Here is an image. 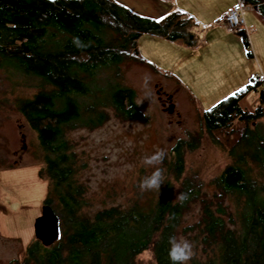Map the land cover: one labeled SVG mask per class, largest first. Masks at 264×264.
<instances>
[{
    "label": "trees",
    "instance_id": "obj_1",
    "mask_svg": "<svg viewBox=\"0 0 264 264\" xmlns=\"http://www.w3.org/2000/svg\"><path fill=\"white\" fill-rule=\"evenodd\" d=\"M191 23L178 11L148 18L116 0H0V71L38 81L37 91L20 95L14 106L44 153L42 177L49 181L44 204L54 209L61 228L54 245L35 241L22 260L9 264H171V236L193 244L194 256L187 264H264L261 77L202 113L207 135L229 160L210 183L197 171L189 174L186 163L202 136L176 143L159 166L164 183L146 203L137 193L127 205L92 213L87 188L79 180L71 131L103 126L111 110L122 121L149 122L132 88L114 76L102 85L99 74L114 69L119 74L128 60L145 64L138 51L145 34L197 44L188 30ZM240 34L250 48L247 35ZM252 91L260 93L253 112L241 107ZM218 136L227 142L221 144ZM180 192L189 197L183 204L175 201ZM191 214L196 219L188 222Z\"/></svg>",
    "mask_w": 264,
    "mask_h": 264
},
{
    "label": "rangeland",
    "instance_id": "obj_2",
    "mask_svg": "<svg viewBox=\"0 0 264 264\" xmlns=\"http://www.w3.org/2000/svg\"><path fill=\"white\" fill-rule=\"evenodd\" d=\"M116 1L122 4V0ZM123 1L122 5L136 14L159 15L149 0ZM160 38L143 35L138 40V51L142 60L152 58L163 70L154 71L151 66L128 60L119 66V74L117 69H114L115 73L99 74L102 85L114 76L116 82L132 88L138 106L149 122L122 121L111 110L110 120L103 126L94 130L77 128L68 134L79 159V180L87 188L92 213L112 205H127L137 193L144 195L143 203L152 195L156 196L157 190L141 191L139 188L140 182L155 171V167L144 166L142 160L158 150H163L169 158L171 149L180 140L202 136L201 146L187 155L186 163L188 173L197 171L206 183H210L229 162L226 152L207 135L202 113L232 94L220 96L226 91L221 93L214 81L199 79L189 60L175 66L179 58H183L176 53L173 43ZM147 61L153 63L148 58ZM174 70L185 87L172 79ZM145 75L150 78L147 87ZM37 85L34 78L0 71V264L22 260L28 246L37 241L34 224L42 214L49 189L48 179L42 177L44 153L37 135L14 106L17 97L34 94ZM158 86L172 97V112L160 103ZM248 102L254 107L255 94H251ZM216 140L223 145L227 142L224 136H218ZM163 164L164 161L156 167ZM163 176L165 178L164 171ZM208 188L211 190L212 186ZM195 219L196 215L191 214L188 222Z\"/></svg>",
    "mask_w": 264,
    "mask_h": 264
},
{
    "label": "crops",
    "instance_id": "obj_3",
    "mask_svg": "<svg viewBox=\"0 0 264 264\" xmlns=\"http://www.w3.org/2000/svg\"><path fill=\"white\" fill-rule=\"evenodd\" d=\"M149 1L153 3L156 8L154 10L155 12L158 11L159 15L144 14L148 18L160 19L173 11H178L191 20L192 23L188 30L194 34L198 43L188 46L182 41H170V43H173L172 45H175L176 53L183 58H179V62H176L175 66L183 65L184 60H189L199 79L207 78L214 81L221 93L226 91L220 96L233 94L249 85L254 78L264 76V0ZM123 2L122 0L121 3L124 4ZM239 2L248 8L245 16L246 27L237 33H227L223 26V19ZM167 6L170 7L167 8ZM240 32L247 35L250 48L245 46ZM160 39L164 38L161 37ZM250 51L253 54L252 56L249 55ZM147 58L153 63H149ZM144 59L146 62L144 65L151 66L150 68L154 71L155 69L158 71L159 69L160 71L163 70L161 69L162 66L154 59L149 57ZM168 70L171 71L172 69ZM174 73L172 79L185 87L182 83L183 80L178 77L175 70ZM251 94L256 96L254 107H251L248 102ZM194 98L197 99L196 96ZM259 104V91H252L241 101V107L251 112Z\"/></svg>",
    "mask_w": 264,
    "mask_h": 264
},
{
    "label": "clouds",
    "instance_id": "obj_4",
    "mask_svg": "<svg viewBox=\"0 0 264 264\" xmlns=\"http://www.w3.org/2000/svg\"><path fill=\"white\" fill-rule=\"evenodd\" d=\"M78 40V38H76ZM149 77L145 75L144 85L147 87ZM146 115V113H145ZM166 153L163 150H158L150 156H145L142 160L144 166L155 167V171L150 176H146L139 184L141 191H160L161 185L164 183L163 171L157 165L161 164L165 159ZM188 194L180 192L175 201L183 204L188 199ZM168 259L171 264H187L194 256V246L190 241L177 239L175 236L169 237L168 240Z\"/></svg>",
    "mask_w": 264,
    "mask_h": 264
},
{
    "label": "water",
    "instance_id": "obj_5",
    "mask_svg": "<svg viewBox=\"0 0 264 264\" xmlns=\"http://www.w3.org/2000/svg\"><path fill=\"white\" fill-rule=\"evenodd\" d=\"M168 111L172 112L173 107L168 109ZM34 233L37 241L44 247H51L60 239V219L50 205L45 204L43 206L42 214L34 224Z\"/></svg>",
    "mask_w": 264,
    "mask_h": 264
},
{
    "label": "built area",
    "instance_id": "obj_6",
    "mask_svg": "<svg viewBox=\"0 0 264 264\" xmlns=\"http://www.w3.org/2000/svg\"><path fill=\"white\" fill-rule=\"evenodd\" d=\"M169 1V0H167ZM247 7L237 3L223 19V26L228 33H237L246 27L245 16ZM264 80V76H258Z\"/></svg>",
    "mask_w": 264,
    "mask_h": 264
},
{
    "label": "flooded vegetation",
    "instance_id": "obj_7",
    "mask_svg": "<svg viewBox=\"0 0 264 264\" xmlns=\"http://www.w3.org/2000/svg\"><path fill=\"white\" fill-rule=\"evenodd\" d=\"M157 91H160L159 94V99H160V103L164 106V108L166 110L170 109L172 107V102L170 101L169 99V95L168 94H164L163 91L159 88L158 86V90Z\"/></svg>",
    "mask_w": 264,
    "mask_h": 264
}]
</instances>
